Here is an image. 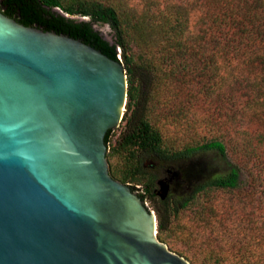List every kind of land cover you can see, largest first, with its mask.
<instances>
[{"label":"water","instance_id":"1","mask_svg":"<svg viewBox=\"0 0 264 264\" xmlns=\"http://www.w3.org/2000/svg\"><path fill=\"white\" fill-rule=\"evenodd\" d=\"M127 98L122 62L0 10V264H191L110 175ZM158 186L166 200L169 179Z\"/></svg>","mask_w":264,"mask_h":264},{"label":"trees","instance_id":"2","mask_svg":"<svg viewBox=\"0 0 264 264\" xmlns=\"http://www.w3.org/2000/svg\"><path fill=\"white\" fill-rule=\"evenodd\" d=\"M125 2L0 0V10L24 26L80 40L122 62L128 77L123 120L129 111L133 115L115 146L111 145L115 131L106 135L110 175L130 186L145 204L147 199L155 202L158 238L167 243L173 224L177 225L183 213H194L205 222L217 219L213 197L219 193L245 206L264 201V0H197L196 21L191 20L194 8L187 4L173 5L168 13L155 15L150 10L139 14ZM96 24L111 27L112 41L95 29ZM132 44L139 48L137 68L149 80L142 91L136 86ZM233 63L237 72L223 93V81L229 79L221 70ZM171 85L176 92L198 85L197 94L205 99L214 93L217 100L235 103L236 97L243 99L247 116L250 112L260 115V130L249 132L241 148L215 137L178 148L164 136L163 117L158 114L160 89ZM184 111L180 108L177 113ZM202 151L218 152L226 169L195 187L194 164L179 166L181 181L166 200H158L154 196L157 179L147 173L146 159L186 161ZM179 186L191 190L180 193ZM261 239L264 244V233ZM211 260L210 264H222L219 258Z\"/></svg>","mask_w":264,"mask_h":264},{"label":"rangeland","instance_id":"3","mask_svg":"<svg viewBox=\"0 0 264 264\" xmlns=\"http://www.w3.org/2000/svg\"><path fill=\"white\" fill-rule=\"evenodd\" d=\"M125 4L139 14L150 10V14L155 15L168 13L173 5L187 4L194 8L191 20L196 21L199 17L197 12L195 13L197 0H126ZM95 29L105 39L112 41L113 31L109 25L96 24ZM130 54L135 64L133 68L136 86L142 91L149 80L147 75L137 68L139 48L135 44L130 46ZM236 65L233 63L221 70V75L229 79L223 81V93L232 80L231 76L237 72ZM197 87L198 85L192 88L187 86L178 92L172 85L160 89L158 114L163 117L161 130L170 143L181 148L191 142L207 141L215 137L226 144L241 148L249 132L256 133L260 130V115L250 112V116H247L248 110L243 107V99L236 97L235 103L225 99L217 100V93H214L212 98L205 99L197 94ZM180 108L185 111L177 113ZM126 111L127 104L124 116ZM132 115L129 111L120 127L114 130L112 146L116 145L120 135L126 130L128 119ZM190 163L194 164L196 170L192 179V186L195 187L226 169L223 157L214 151H202L190 160L177 162L148 158L145 165L147 173L159 180L165 176L166 169L178 170L179 166L187 167ZM189 188L178 187L180 193L191 190ZM213 204L219 213V217L214 221L205 222L194 213L181 214L177 225L173 224V232L165 243L168 248L186 258L191 264H210L213 258H219L222 264H263L264 244L261 238L264 233V201L245 206L239 200L219 193L213 197ZM146 205L156 214L155 202L147 199Z\"/></svg>","mask_w":264,"mask_h":264},{"label":"flooded vegetation","instance_id":"4","mask_svg":"<svg viewBox=\"0 0 264 264\" xmlns=\"http://www.w3.org/2000/svg\"><path fill=\"white\" fill-rule=\"evenodd\" d=\"M169 169H175V168H168V169H166V170H165V176L162 177V178H167V179H169V181H170V194H171L172 189H173V187L175 186V184H177L178 182H180L182 178H181L180 180L175 179L174 176H173V174L169 172ZM175 170H176V169H175ZM180 172H181V171H180ZM181 173H182V172H181ZM182 176H183V175H182ZM162 178H160V179H162ZM160 179H159V180H160ZM159 180H157V186H158V181H159ZM170 194H169V195H170ZM154 196H155L158 200H162L161 195H160V191H159V186H158V188L156 187V190L154 191Z\"/></svg>","mask_w":264,"mask_h":264},{"label":"built area","instance_id":"5","mask_svg":"<svg viewBox=\"0 0 264 264\" xmlns=\"http://www.w3.org/2000/svg\"><path fill=\"white\" fill-rule=\"evenodd\" d=\"M119 59L121 60V56H119Z\"/></svg>","mask_w":264,"mask_h":264}]
</instances>
